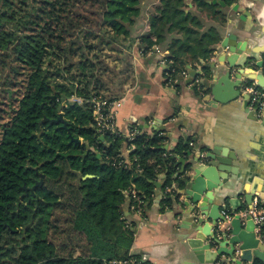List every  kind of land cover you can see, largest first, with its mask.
Instances as JSON below:
<instances>
[{
    "label": "trees",
    "instance_id": "obj_1",
    "mask_svg": "<svg viewBox=\"0 0 264 264\" xmlns=\"http://www.w3.org/2000/svg\"><path fill=\"white\" fill-rule=\"evenodd\" d=\"M141 1L0 0V94L8 107L0 108V264H104L127 257L135 228L125 206L135 201L123 191L135 187L146 210L163 172L162 191L183 185L189 140L168 150L165 134H138L129 142L137 161L118 166L114 158L128 141L111 133L101 139L90 103L70 101L100 94L89 78L94 61L74 62L79 49H94L89 37L96 29L114 42L134 39ZM189 1L223 24L222 2L229 7L235 0ZM161 3L138 39L144 53L167 44V81L175 83L178 65L209 59L221 34L216 25L206 28L187 0ZM61 113L66 126L45 120ZM172 195L164 194L162 206L172 205Z\"/></svg>",
    "mask_w": 264,
    "mask_h": 264
},
{
    "label": "crops",
    "instance_id": "obj_2",
    "mask_svg": "<svg viewBox=\"0 0 264 264\" xmlns=\"http://www.w3.org/2000/svg\"><path fill=\"white\" fill-rule=\"evenodd\" d=\"M187 1L193 11L202 13L206 28L216 25L222 35L236 30L242 40L246 39L244 29L249 25L240 21L236 27L237 20L243 15L240 9L252 8L253 15H258L260 22L264 18V0H235L231 6L223 8L227 16L223 24L216 23V19L208 17L206 11H199L192 1ZM161 4V0H142V13H150L151 8L152 15ZM235 5H238V11L234 9ZM148 30L149 26L146 25L144 33ZM131 44L133 48L129 47ZM123 45L129 51V61L122 70L127 82L123 88L114 89L109 86L106 92L99 88L100 93L105 92V96L120 102L116 109V125L124 130L134 129L146 134L161 132L167 136L165 148L168 150H173L180 139L189 140L193 149L191 159L183 161L182 165L188 175L193 173L191 166L206 162L205 155L208 153L215 152L220 159H228V164H221L228 171H216L219 186L209 192V201L212 202L208 204L207 211L220 204V212L224 214L227 211L233 217L232 211L242 213L251 207L245 203L246 194H254L253 200L258 197L264 205V197L261 196L264 193V117L257 116L248 100L238 98L228 103H219L213 97L206 99V94H200L194 89L189 73L200 70L201 63L190 62L185 68L179 64L180 84L177 80L175 84L167 81L166 69L172 64L167 57L155 49L144 53L140 39H127ZM166 51L170 54L169 49ZM211 58L214 60L215 55L210 57L209 62ZM184 71L187 75L183 74ZM123 146L122 149L125 148ZM196 157L200 158L199 161ZM188 163H191L189 167ZM163 176L164 172L159 175L158 182L162 183ZM183 188L184 185L176 184L171 190V206H162L164 194L170 188L162 191L161 187H156L153 203L146 210L142 207L141 213L133 209L131 204L125 206L126 221L135 228L130 254L143 256L151 264L198 263L187 252L185 237L191 227L183 221L190 224L193 221L183 205L185 196L179 192ZM205 197L206 194L203 199ZM243 221L245 226V219ZM263 233L264 227L261 235Z\"/></svg>",
    "mask_w": 264,
    "mask_h": 264
},
{
    "label": "water",
    "instance_id": "obj_3",
    "mask_svg": "<svg viewBox=\"0 0 264 264\" xmlns=\"http://www.w3.org/2000/svg\"><path fill=\"white\" fill-rule=\"evenodd\" d=\"M208 2L217 1L208 0ZM225 6L222 2V7ZM234 9L238 11V5H235ZM240 12L243 15L237 20L236 27L240 21L249 25L244 29L247 33L246 39L239 38L236 30L228 35L221 34V43L214 45L212 55H215V59L211 58V62H209L210 58L201 60V69L189 73L192 77L190 83H193V88L197 89L200 94H206L205 97L208 100L213 97V100L219 103H228L238 98L246 101V96H241L240 93V86L244 80L254 81L264 88V18L260 22L258 15H253L252 8L250 10L240 9ZM154 49L164 57L170 56L166 52L168 49L166 43H161L158 49L156 47ZM205 66L207 70L204 69ZM199 76L203 79L196 84L194 81ZM52 98L54 99L55 95H52ZM45 120L63 122L65 126L67 125L62 113L56 119L46 118ZM72 139L81 142L79 139ZM199 159L196 157L197 161ZM205 159H207L206 162L191 166L190 169L193 172L191 175L186 173L185 167L180 170V174L184 176V188L179 192L185 196L183 205L193 221L191 224L183 221L185 224L189 223L191 227V231L185 237L188 250L186 251L197 259L196 264H264V233L257 236L254 231V221L250 215L243 217L244 214L232 211L233 217L226 219L220 212V204L215 205L211 211H207L208 204L212 202L209 201L211 199L209 192L218 189L219 186L216 171L217 169L228 171V168L222 167L221 164H228L230 161L220 159L215 152L205 155ZM87 177L89 176H85ZM156 185L161 187L162 183L157 182ZM174 187H176L175 183L169 187L168 193ZM205 194L206 197L203 199ZM261 196L264 197V193H261ZM253 197L254 194L245 195L247 206L251 205ZM244 219L245 226H243ZM219 220L225 223L221 238L216 237L215 231Z\"/></svg>",
    "mask_w": 264,
    "mask_h": 264
},
{
    "label": "built area",
    "instance_id": "obj_4",
    "mask_svg": "<svg viewBox=\"0 0 264 264\" xmlns=\"http://www.w3.org/2000/svg\"><path fill=\"white\" fill-rule=\"evenodd\" d=\"M158 49V45L155 46ZM167 52V51H166ZM187 75V72H183ZM196 84L200 83V79H196ZM241 96H246L249 106L253 108L258 117H264V88L258 86L254 81L244 80L240 86ZM70 101L82 103H90L93 108V118L95 127L101 137L105 134L111 133L118 137L125 138L128 143L135 139L138 134H142L138 130L127 129L124 130L116 125L115 115L116 109L120 105L118 100H113L108 96L100 94H94L91 97H81L78 95H72ZM94 149V148H92ZM135 149L134 143H129L124 149L114 158V164L118 166L127 167L137 161L135 155H131V151ZM124 194L127 199L132 198L135 203L132 204V208L141 213L143 199L140 197L138 190L135 187L125 189ZM242 214L250 215L254 221L256 234L261 235L264 227V205L261 204L260 199L255 197L252 201L251 207L243 211ZM226 219H231L232 215L227 211H224ZM225 223L219 221L216 228V237H222V229ZM104 264H151L143 256L135 254H129L127 257L112 259L104 262Z\"/></svg>",
    "mask_w": 264,
    "mask_h": 264
},
{
    "label": "rangeland",
    "instance_id": "obj_5",
    "mask_svg": "<svg viewBox=\"0 0 264 264\" xmlns=\"http://www.w3.org/2000/svg\"><path fill=\"white\" fill-rule=\"evenodd\" d=\"M151 10L152 9L150 8V13ZM150 13H141L134 27V39H138L139 36L144 33L146 25L149 26V15H151ZM218 20H216V23H219ZM140 24H143V26L141 27ZM94 34H96L97 36L89 37V42L93 43L94 45L96 44V46H94V49L88 50L84 49V47L80 48L78 53L74 57V62L77 63L78 61L85 60L86 58L94 61L95 68L89 75V78L91 80V83H93L103 91L105 90L106 92L109 86L110 88L114 89H118L119 87L123 88L124 84L127 82V79L124 78L122 70L126 67L127 62L129 61V51L125 48L126 46L123 45L125 40L120 39L119 42H114L111 40L109 33H104L102 30L99 31L98 29L94 31ZM103 37L104 39L102 40L101 38ZM107 41H109V43H107ZM92 74L93 77H91ZM105 92L101 94L106 95ZM2 94H0V108L7 109L8 107H6V105L2 103V101L7 102V99H3ZM0 114H2L1 111Z\"/></svg>",
    "mask_w": 264,
    "mask_h": 264
}]
</instances>
